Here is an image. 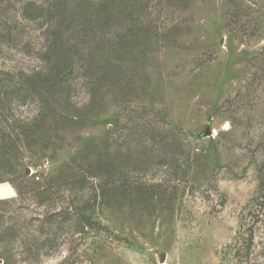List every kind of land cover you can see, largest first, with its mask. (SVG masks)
I'll return each instance as SVG.
<instances>
[{"label":"rangeland","instance_id":"obj_1","mask_svg":"<svg viewBox=\"0 0 264 264\" xmlns=\"http://www.w3.org/2000/svg\"><path fill=\"white\" fill-rule=\"evenodd\" d=\"M10 13L21 35L16 48L0 42V79L14 83L22 66L37 65L41 40L39 25ZM121 21L103 36V46L108 39L116 41L111 32L123 34L136 21L166 40L107 62L111 69L92 78L86 73L93 72L94 62L74 57L78 66L62 110H70L74 118L83 111L88 118L67 121L57 134L61 141L53 138L44 158L20 148L18 163L28 175L42 169L54 173L77 149L104 139L116 121L115 147L122 159L128 154L133 161L123 174L130 182L162 179L166 195L141 203L125 193L105 205L97 198L91 213L100 230H77L67 223L53 247L39 248L38 261L23 248L17 256L20 264L264 261V230L257 225L250 254L233 250L241 247V234L252 222L241 224L240 217L256 194L264 167V0H148L143 12ZM33 112L34 105H29L15 116ZM148 130L160 133L176 170L160 163L154 148L150 151ZM73 192L18 195L9 181L0 182V198L16 199L7 214L23 215L20 235L38 233L37 245L43 239L41 226L50 228L45 223L49 213L72 199L81 203L92 196L88 189Z\"/></svg>","mask_w":264,"mask_h":264},{"label":"trees","instance_id":"obj_2","mask_svg":"<svg viewBox=\"0 0 264 264\" xmlns=\"http://www.w3.org/2000/svg\"><path fill=\"white\" fill-rule=\"evenodd\" d=\"M147 1L0 0V42L5 43L7 48L17 47L14 44L21 34L18 24L10 19L11 11L17 12L23 21L39 25L41 40L37 65L30 68L22 66L23 69L15 73L19 78L14 83H11L13 79H4L5 82L0 79V182L9 181L18 195L23 192L45 195L47 192L62 190L74 191L73 193L77 194L85 189L92 192L88 201L79 203L75 197L76 200L72 199L66 206L49 213L47 216L49 220L45 223L51 229L41 226L39 236L42 235L43 239L38 245L36 244L39 240L38 233L28 232L20 235V228L26 222L23 215L7 214L8 205L14 204L16 199L0 198V264H20L17 256L22 253L23 248L28 255H32L34 260L38 261L39 248L53 247L59 239L58 233L66 228L67 223L77 230L84 228L100 230V227H97L98 221L91 213L97 198L100 205H105L125 193L140 198L141 203H147L153 197L162 198L166 195L165 189L162 192V179H159V183L147 184L133 179H131L133 182H130L123 174L124 168L130 166L133 161L128 154L122 159V155L115 147L112 133L117 128L116 121L113 130L110 129L104 139L77 149L74 157L64 162L54 173L42 169L38 175H28L27 171L21 170L18 163V160L22 159L19 156L20 148L23 147L35 157L44 158V151L55 144L53 138L61 141L57 134L67 121L82 123L88 118L83 111L74 118L75 115L69 114L70 110L65 113L62 110L65 108L63 104L67 102L68 92L72 88L71 81L78 66L74 57L80 56L83 60L94 62L93 72L86 73L92 78L91 76L99 74L102 69L105 72L111 69L107 68L109 67L106 66L107 62L118 61L133 49H150L159 41L166 40L165 36L143 27L142 23L136 21V24L128 26L123 34L111 32L115 33L116 41L110 42L108 39L107 46H103L101 39H105L103 36H107L109 33L107 31L110 28H117L122 18H128L133 12L136 11L137 14L143 12ZM121 12L125 14L121 16ZM0 74L3 75V71ZM29 105H34L33 114H28L24 118L15 116L17 109ZM145 134L152 146L150 151L155 150L159 162L166 161L172 170H176L175 158L166 153L165 148H168V145L162 142L160 133L148 130ZM169 154L170 158L166 160ZM86 162L89 164L86 165ZM141 162L146 163L139 161V164ZM5 175H10V179H4ZM33 178L42 179L35 181ZM257 180L256 194L245 205L240 217L241 224L245 219L252 222L241 234V247L237 245L233 247L234 254L240 249L241 252L248 251L250 254L255 236L254 226L257 225V228L264 230V167ZM35 231L38 232V229ZM19 247L21 250H18ZM262 256L264 258V252ZM251 264H264V261L253 260Z\"/></svg>","mask_w":264,"mask_h":264},{"label":"water","instance_id":"obj_3","mask_svg":"<svg viewBox=\"0 0 264 264\" xmlns=\"http://www.w3.org/2000/svg\"><path fill=\"white\" fill-rule=\"evenodd\" d=\"M208 133H209V130L205 134H208Z\"/></svg>","mask_w":264,"mask_h":264}]
</instances>
